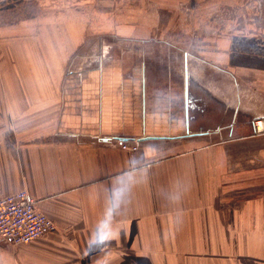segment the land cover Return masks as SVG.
<instances>
[{
  "label": "crops",
  "instance_id": "1",
  "mask_svg": "<svg viewBox=\"0 0 264 264\" xmlns=\"http://www.w3.org/2000/svg\"><path fill=\"white\" fill-rule=\"evenodd\" d=\"M14 39L0 47V196L26 190L55 231L0 241V264H264V39L216 41L179 74L105 53L69 79L60 45Z\"/></svg>",
  "mask_w": 264,
  "mask_h": 264
},
{
  "label": "rangeland",
  "instance_id": "2",
  "mask_svg": "<svg viewBox=\"0 0 264 264\" xmlns=\"http://www.w3.org/2000/svg\"><path fill=\"white\" fill-rule=\"evenodd\" d=\"M25 35L61 46L63 79L105 53L139 72L179 74L183 58L189 70L216 41L264 39V0H0V47Z\"/></svg>",
  "mask_w": 264,
  "mask_h": 264
},
{
  "label": "built area",
  "instance_id": "3",
  "mask_svg": "<svg viewBox=\"0 0 264 264\" xmlns=\"http://www.w3.org/2000/svg\"><path fill=\"white\" fill-rule=\"evenodd\" d=\"M252 135L264 136V117L252 122ZM119 150H139L138 138L114 140ZM55 231L54 223L36 208V200L26 190L0 196V241L18 246L31 243Z\"/></svg>",
  "mask_w": 264,
  "mask_h": 264
}]
</instances>
